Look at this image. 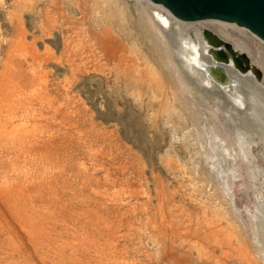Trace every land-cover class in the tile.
<instances>
[{
  "label": "rangeland",
  "instance_id": "rangeland-1",
  "mask_svg": "<svg viewBox=\"0 0 264 264\" xmlns=\"http://www.w3.org/2000/svg\"><path fill=\"white\" fill-rule=\"evenodd\" d=\"M153 3L0 0V264H198L196 245L158 239L178 237L170 223L184 234L226 225L227 210L241 213L264 258V140L253 102L227 97L226 107L195 79V96L181 93L166 40L146 24ZM198 26L241 38L256 63L264 57L249 30ZM155 73L174 112H160ZM235 129L252 138L251 157Z\"/></svg>",
  "mask_w": 264,
  "mask_h": 264
},
{
  "label": "bare ground",
  "instance_id": "bare-ground-1",
  "mask_svg": "<svg viewBox=\"0 0 264 264\" xmlns=\"http://www.w3.org/2000/svg\"><path fill=\"white\" fill-rule=\"evenodd\" d=\"M148 1L152 3L154 2L152 0ZM153 6L154 7L146 10L151 22L148 21L147 15H144L146 18V24L150 28V30L158 36L161 45L162 40H166L168 46V57L175 65V68H173L172 66L171 67L173 68V71L175 73V79L178 81L177 86L179 88V91L181 93L186 91L185 93L188 94L189 97L191 95L195 96V86L193 85L198 82L203 88H205V90H212L210 91L211 93L222 97V99H217V102L221 104L224 103L226 107L227 105L225 104V102L227 97L232 98V102L235 101L236 104L245 105L246 107L248 106L250 101H252L253 107L256 111L254 112V115H258V117L255 119V127L257 129H261L260 132H258L256 129V133H261L262 139L264 140V105L260 106V104H264V102H261V100H259V96L257 94L258 91L264 98V57H260L261 62L256 63L254 62V56L250 55L248 49H246V44L242 41L241 38L236 36H234L235 38H233V36H230L232 38L225 39L223 38L224 35L221 31L222 28H220L219 30H212L206 27L199 28L198 25H200L201 22H218V24L235 25L246 29L247 31L249 29L243 26H239L233 22H227L218 19L186 21L178 18L162 3L154 2ZM124 10L125 9H123V7L119 6V16L125 13ZM236 29L240 31L239 28ZM207 30L214 33L223 42L230 43L236 53L244 54L248 58L250 66L255 67L260 71V76H258L252 70V68H250L249 70L237 67L234 63L235 61L231 55V52L226 49L223 44L219 46L211 42L206 34ZM248 32H250L255 38L264 43V39L260 38L250 30ZM222 49L225 50L223 54L221 51ZM163 53L164 56L167 57L164 50ZM166 63L170 65V62H168L167 59ZM136 70L138 71V69ZM176 71L178 72V74H176ZM194 79L197 82H194ZM152 80L155 81L154 84L160 85L162 87L161 96L163 99L161 101L160 112L164 109L170 112H174L175 105L167 100L168 96L166 86L162 84L160 77L155 73L152 76ZM238 82H242L243 85L245 84L249 86L250 88H252L251 90L253 92H251L250 94L244 92V90L241 89L243 85L241 87L240 85H238ZM196 89L198 88L196 87ZM178 93L179 92L176 91L174 99L181 101L180 95ZM247 94L249 96H247ZM189 101L191 102L192 100L189 99ZM228 117H226V119H228ZM229 122L232 121L230 120ZM236 129L234 132V139L237 141V144L242 151V155L246 158H248L249 156L251 157L252 152L250 149V145L253 142L252 138L246 137L247 135H244L242 132L238 133ZM247 134H249V132ZM224 137L226 138L228 146L232 151L229 137L225 134ZM249 159L251 160V158ZM226 212V216H221L222 219L227 222L226 225H223L222 223L211 225V227H209L207 230H202V228L195 229L192 225L191 227L187 228V234L176 232V229H174L175 226L170 223L171 233H169V235L178 237L160 238L158 239V243L161 246L170 245L172 247L178 248H183V243L185 242H188L187 245H196L199 255L203 257L201 259L199 258L200 261H198V264H228L232 261L236 262V264H264V258L262 259V256L255 253V251L251 248L252 246L248 240V232L245 229L246 223L241 214L239 215L240 217H237L234 212H228V210ZM218 221H220L219 218L217 219V222ZM165 223L166 221L163 222V224ZM262 228L264 229L263 225ZM241 232L246 236L245 243L240 242ZM176 241H179L180 244H176ZM259 250L260 253L264 256V239L260 241Z\"/></svg>",
  "mask_w": 264,
  "mask_h": 264
},
{
  "label": "water",
  "instance_id": "water-1",
  "mask_svg": "<svg viewBox=\"0 0 264 264\" xmlns=\"http://www.w3.org/2000/svg\"><path fill=\"white\" fill-rule=\"evenodd\" d=\"M162 3L178 18L186 21L203 19H218L236 23L246 27L260 38L264 39V0H152ZM207 36L216 45L222 44L231 52L234 63L241 69L252 70L260 76V71L250 66L244 54H238L228 42H223L218 36L206 31ZM222 54L225 52L221 50Z\"/></svg>",
  "mask_w": 264,
  "mask_h": 264
},
{
  "label": "flooded vegetation",
  "instance_id": "flooded-vegetation-1",
  "mask_svg": "<svg viewBox=\"0 0 264 264\" xmlns=\"http://www.w3.org/2000/svg\"><path fill=\"white\" fill-rule=\"evenodd\" d=\"M235 160H236V158H235ZM236 202V201H235ZM236 206H237V203H236ZM237 208H238V206H237ZM239 210V209H238ZM241 214V213H240ZM243 217V216H242ZM245 221V220H244ZM246 223V222H245ZM263 259V258H262ZM264 261V260H263Z\"/></svg>",
  "mask_w": 264,
  "mask_h": 264
}]
</instances>
